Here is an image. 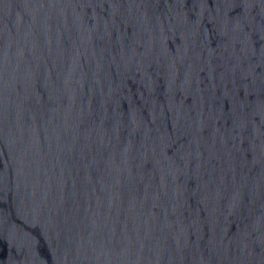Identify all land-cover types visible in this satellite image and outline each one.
<instances>
[{"label": "water", "instance_id": "95a60500", "mask_svg": "<svg viewBox=\"0 0 264 264\" xmlns=\"http://www.w3.org/2000/svg\"><path fill=\"white\" fill-rule=\"evenodd\" d=\"M0 264H264V0H0Z\"/></svg>", "mask_w": 264, "mask_h": 264}]
</instances>
